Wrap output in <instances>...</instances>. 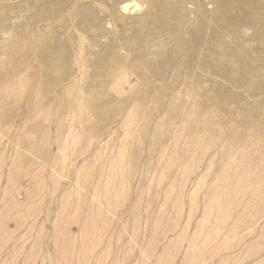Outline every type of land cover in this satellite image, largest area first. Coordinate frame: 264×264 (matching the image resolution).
Returning <instances> with one entry per match:
<instances>
[{
	"label": "rangeland",
	"instance_id": "rangeland-1",
	"mask_svg": "<svg viewBox=\"0 0 264 264\" xmlns=\"http://www.w3.org/2000/svg\"><path fill=\"white\" fill-rule=\"evenodd\" d=\"M161 1L0 0V264H264V0Z\"/></svg>",
	"mask_w": 264,
	"mask_h": 264
},
{
	"label": "bare ground",
	"instance_id": "bare-ground-1",
	"mask_svg": "<svg viewBox=\"0 0 264 264\" xmlns=\"http://www.w3.org/2000/svg\"><path fill=\"white\" fill-rule=\"evenodd\" d=\"M147 1H148V0H147ZM152 1H153V0H152ZM156 1H157V0H156ZM158 1H159V0H158ZM160 1H161V0H160ZM162 1H163V0H162ZM162 1H161V3L159 2V4H160V5L163 4V7H165V9H166V8H167V4L164 6V3H162ZM174 1H175V0H174ZM174 1H172V2H174ZM180 1H182V0H180ZM185 1H186V0H184V2H185ZM154 2H155V0H154ZM163 2H164V1H163ZM169 2H170V1H169ZM235 2H236V1H235ZM239 2H240V1H239ZM247 2H248V0H247ZM124 3H125V2H124ZM149 3H151V2H149ZM167 3H168V2H167ZM179 3H180V2H179ZM179 3H178V4H179ZM203 3H205V2H203ZM233 3H234V2H233ZM245 3H246V2H245ZM250 3H251V2H250ZM252 3H253V2H252ZM0 4H1V2H0ZM172 4H175V3H172ZM185 4H186V3H184V5H185ZM240 4H241V3H240ZM128 5H129V3H128ZM156 5H157V4H156ZM169 5H170V3H169ZM169 5H168V7H169ZM238 5H239V4H238ZM170 6H171V5H170ZM172 6H173V5H172ZM192 6H193V5H192ZM227 6H228V5H227ZM158 7H159V6H158ZM179 7H180V6H179ZM179 7H177V8H176V6H175L174 8L171 7L172 9H175V8H176V9L173 10V11H171L172 9L169 10V8H168V12L170 11V14H172V13H173L174 11H176ZM185 7H186V6H184L183 9H185ZM228 7H229V6H228ZM123 8H125V7H123ZM156 8H157V6H155V10H156ZM195 8H196V6H195ZM222 8H224V7H222ZM249 8H250V7H249ZM183 9H182V10H183ZM188 9H189V8H188ZM205 9H206V7H205ZM236 9H237V8H236ZM255 9H256V8H255ZM158 10H159V8H158ZM166 10H167V9H166ZM190 10H191V9H190ZM193 10H195V9H193ZM193 10H192V13H193ZM112 11H113V10H112ZM179 11H180V10H179ZM232 11H233V10H232ZM241 11H242V10H241ZM152 12H153V11H152ZM154 12H156V11H154ZM163 12H164V13H163ZM168 12L166 11V13H165V10H164V11L162 10V13H163V14H166V15H167ZM188 12H190V11H188ZM197 12H198V11H197ZM224 12H225V10H224ZM237 12H238V11H237ZM113 13H114V12H113ZM148 13H149V11H148ZM160 13H161V10H160L159 14H160ZM162 13H161V14H162ZM178 13L181 14V13H183V12L180 11V12H178ZM185 13H187V12L185 11ZM190 13H191V12H190ZM222 13H223V12H222ZM245 13H247V12H245ZM245 13H244V16H245ZM142 14H143V13H142ZM150 14H151V13H150ZM159 14H158V15H159ZM170 14H168V17H169ZM188 14H189V13H188ZM188 14H186V15H188ZM252 14H253V12L251 13V15H252ZM143 15H145V14H143ZM153 15H154V13H153ZM166 15H165V17H167ZM173 15H174V14H173ZM173 15H172V16H173ZM181 15H182V14H181ZM183 15H185V14H183ZM183 15H182V16H183ZM247 15H248V14H247ZM163 16H164V15H163ZM172 16L170 15V17H172ZM174 16H175V15H174ZM252 16H254V15H252ZM255 16L259 17V15H255ZM260 16H261V15H260ZM151 17H152V16H151ZM151 17H150V18H151ZM156 17H157V16H156ZM175 17H176V16H175ZM187 17H188V16H187ZM193 17H194V16H193ZM223 17H224V15H223ZM125 18H127V17H125ZM130 18H131V17H130ZM159 18H160V16H159ZM172 18H173V17H172ZM172 18H171V19H172ZM241 18H243V17H241ZM255 18H256V17H255ZM154 19H155V18H154ZM162 19H163V17L161 18V20H162ZM165 19H166V18H165ZM169 19H170V18H169ZM169 19H168V22L171 23L172 20H169ZM249 19H250V17H249ZM257 19H258V18H257ZM126 20H127V19H126ZM133 20H134V19H133ZM149 20H150V19H149ZM156 20H157V18H156ZM166 20H167V19H166ZM176 20H178V19H176ZM181 20H182V19H181ZM181 20H180V21H181ZM194 20H195V19H194ZM237 20H238V19H237ZM243 20H244V19H243ZM251 20H252V18H251ZM162 21H163V20H162ZM164 21H165V20H164ZM164 21H163V24H164ZM187 21H189V19H188ZM134 22H135V21H134ZM231 22H232V21H231ZM240 22H242V21H240ZM257 22H258V21H257ZM260 22H261V21H260ZM187 23H188V22H187ZM196 23H197V22H196ZM226 23H227V22H226ZM255 23H256V22H255ZM174 24H175V23H174ZM177 24H178V23H176L175 27L177 26ZM246 24H247V23H246ZM263 24H264V23H263ZM165 25L168 26L167 24H165ZM169 25H170V24H169ZM260 25H261V24H260ZM105 26H106V25H105ZM187 26H188V25H187ZM228 26H229V25H228ZM247 26H248V24H247ZM249 26H250V25H249ZM254 26H255V25H253V27H254ZM188 27H189V26H188ZM194 27H195V25H194ZM105 28H106V27H104V29H105ZM177 28L180 29L179 24H178ZM230 28H231V27H230ZM41 29H42V28H41ZM101 29H102V28H101ZM191 29H192V28H191ZM197 29H198V28H197ZM227 29H228V28H227ZM39 30H40V29H39ZM194 30H195V29H194ZM228 30H229V29H228ZM232 30H233V29H232ZM262 30H263V29H262ZM40 31H41V30H40ZM170 31H171V30H170ZM192 31H193V30H192ZM197 31H198V30H197ZM229 31H231V30H229ZM236 31H237V30H236ZM257 31H258V30L256 29V32H257ZM238 32H239V31H238ZM111 33H112V31H111ZM170 33H171V32H170ZM193 33H194V32H193ZM8 34H9V33H8ZM11 34H13V33H11ZM39 34H40V33H39ZM43 34H44V32H43ZM109 34H110V33H108V35H109ZM168 34H169V33H168ZM177 34H178V33H177ZM177 34H176V35H177ZM13 35H14V34H13ZM13 35H9V37H11V36H13ZM108 35H106V37H107ZM179 35H180V33H179ZM179 35H178V36H179ZM234 35H235V34H234ZM240 35H241V34H240ZM174 36H175V35H174ZM180 36H181V35H180ZM180 36H179V37H180ZM188 36H189V34H188ZM188 36H187V37H188ZM194 36H195V35H194ZM258 36H259V35H258ZM25 37H26V36H25ZM108 37H110V35H109ZM171 37H172V36H171ZM181 37H182V36H181ZM192 37H193V36H192ZM192 37H191V38H192ZM238 37H240V36L238 35ZM238 37H236V38H238ZM7 38H8V36H7ZM14 38H15V37H14ZM16 38H17V37H16ZM123 38H124V41H125V37H123ZM220 38H221V37H220ZM3 39H5V38H3ZM22 39H23V38H22ZM22 39L20 38L19 40H22ZM110 39H111V38H110ZM173 39H174V38H173ZM192 39H193V38H192ZM221 39H222V38H221ZM12 40H14V39L12 38L11 41H12ZM23 40H25V39H23ZM189 40H190V39H189ZM198 40H199V39H198ZM226 40H227V39H226ZM226 40H224V41L227 42ZM238 40H239V39H238ZM8 42H9V41H7V43H8ZM14 42H15V40H14ZM79 42H80V41H79ZM121 42H122V41H121ZM189 42H190V41H189ZM222 42H223V41H222ZM225 42H224V43H225ZM77 43H78V42H77ZM177 43H178V42H177ZM1 45H3V44H1ZM4 45H6V44H4ZM4 45H3V47H4ZM8 45H9V43H8ZM10 45H11V44H10ZM10 45H9V46H10ZM77 45H78V44H77ZM178 45H179V44H178ZM79 46H80V45H79ZM191 47H192V46H191ZM194 47H195V46H194ZM262 47H263V46H262ZM11 48H12V47H11ZM11 48H10V49H11ZM79 48H80V47H79ZM84 48H85V46H84ZM231 48H232V47H231ZM2 49H3V48H2ZM4 49H5V47H4ZM82 49H83V48H82ZM233 49L235 50V48H233ZM189 50H190V49H189ZM260 50H261V49H260ZM134 51H135V50H134ZM193 51H194V50H193ZM197 51H198V50H197ZM189 52H190V51H189ZM195 53H196V52H195ZM195 53H192V54H195ZM228 53H229V52H228ZM262 53H263V52H262ZM136 54H137V53H136ZM199 54H200V52H199ZM217 54H218V53H217ZM231 54H232V53H231ZM18 55H19V54H18ZM127 55H128V54H127ZM223 55H224V53H223ZM71 56H72V55H71ZM74 56H75V55H74ZM78 56L80 57L79 54H78ZM78 56H77V58H75V59H78ZM86 56H87V55H86ZM218 56H219V55H218ZM229 56H230V55H229ZM41 57H43V56H41ZM125 57H126V56H125ZM230 57H231V56H230ZM46 58L48 59L49 57H46ZM81 58H83V57H81ZM126 58H128V57H126ZM129 58H130V57H129ZM191 58H192V57H191ZM218 58H219V57H218ZM252 58H253V57H252ZM258 58H259V57H258ZM33 59H34V58H33ZM44 59H45V57L42 58V60H44ZM47 59H46V61H49V60H47ZM85 59H86V58H85ZM223 59H224V58H223ZM223 59H222V60H223ZM248 59H249V57H248ZM248 59H247V61H248ZM253 59H255V58H253ZM25 60H26V59H25ZM79 60H80V59H78V61H79ZM125 60L127 61L128 59H125ZM125 60H124V61H125ZM194 60H195V59H194ZM197 60H198V59H197ZM241 60H243V59H241ZM241 60H240V61H241ZM245 60H246V59L244 58V61H245ZM255 60H256V59H255ZM44 61H45V60H44ZM44 61H43V62H44ZM46 61H45V62H46ZM73 61H74V60H73ZM87 61H88V60H87ZM87 61H86V62H87ZM37 62H38V61H37ZM41 62H42V61H41ZM41 62H40V63H41ZM53 62H54V61H53ZM71 62H72V59H71ZM71 62H70V63H71ZM74 62H75V61H74ZM76 62H77V60H76ZM76 62H75V63H76ZM88 62H89V61H88ZM88 62H87V63H88ZM189 62H190V61H189ZM220 62H221V61H220ZM245 62H246V61H245ZM255 62H256V61H255ZM51 63H52V62H50V64H51ZM87 63H86L85 65H87ZM121 63H122V62H121ZM123 63H124V62H123ZM126 63H127V62H126ZM126 63H124V64H126ZM222 63H223V62H222ZM45 64H46V63H45ZM72 64H74V63H72ZM78 64H79V62H78ZM81 64H82V63H81ZM81 64H80V65H81ZM83 64H84V63H83ZM83 64H82V65H83ZM42 65H43V64H42ZM48 65H49V64H48ZM80 65H79V67H80ZM82 65H81V66H82ZM125 66H126V65H125ZM254 66H256V65H254ZM48 67H49V66H48ZM77 67H78V66H77ZM83 67H84V66H83ZM91 67H92V66H91ZM100 67H101V66H100ZM258 67H260V66L258 65ZM26 68H27V67H26ZM40 68L43 69V67H41V66H40ZM51 68H52V67H51ZM95 68H98V67H95ZM243 68H244V67H243ZM245 68H246V67H245ZM245 68H244V69H245ZM263 68H264V67H263ZM79 69H80V68H79ZM120 69H122V68H120ZM124 69H125V68H124ZM229 69H230V68H229ZM241 69H242V68H241ZM253 69H254V68H253ZM255 69H257V68H255ZM81 70H82V68H81ZM84 70H86V69H84ZM84 70H83V71H84ZM97 70H98V69H97ZM122 70H123V69H122ZM230 70H231V69H230ZM119 72H120V71H119ZM186 72H187V71H186ZM41 73H42V72H41ZM43 73H45V72H43ZM115 73L119 74L117 71H116ZM120 73H121V72H120ZM221 73H222V72H221ZM189 74H191V73H189ZM225 74H226V73H225ZM225 74H224V75H225ZM263 74H264V73H263ZM21 75H22V74H21ZM41 75H42V74H41ZM81 75H82V73H81ZM81 75H79V77H80ZM210 75H211V74H210ZM222 75H223V74H221V76H222ZM19 76H20V75H19ZM42 76H43V75H42ZM48 76H49V75H48ZM112 76H113V75H112ZM43 77H44V76H43ZM116 77L118 78L119 76H116ZM222 77H223V76H222ZM224 77H225V76H224ZM27 78H28V77H27ZM81 78H82V77H81ZM111 78H112V77H111ZM124 78H125V77H124ZM239 78H240V77H239ZM252 78H253V77H252ZM255 78H256V76H255ZM79 79H80V78H79ZM118 79H119V78H118ZM118 79H117V81H118ZM120 79H121V78H120ZM231 79H232V78H231ZM235 79H236V77H235ZM80 80H81V79H80ZM80 80H79V82H80ZM112 80H113V78H112ZM123 80H124V79H123ZM211 80H212V79H211ZM26 81H27V80H26ZM42 81H43V80H42ZM72 81H73V83H74V80H73V79H72ZM72 81H71V82H72ZM120 81L122 82V80H120ZM228 81H229V80H228ZM232 81H233V80H232ZM236 81H237V80H236ZM251 81H252V80H251ZM71 82H70V83H71ZM75 82H76V81H75ZM125 82H126V84H128V83H127V79H126V81H124V84H125ZM184 82H185V81H184ZM188 82H189V81H188ZM240 82H241V81H240ZM73 83H72V84H73ZM80 83H81V82H80ZM80 83H79V84H80ZM211 83H212V82H211ZM259 83H261V82H259ZM17 84H18V83H17ZM19 84H20V83H19ZM26 84H27V83H26ZM235 84H237V83H235ZM38 85L40 86V84H38ZM55 85H56V84H55ZM128 85H131V84H128ZM128 85H127V86H128ZM239 85H241V83H240ZM246 85H247V84H246ZM24 86H25V85H24ZM34 86H35V85H34ZM69 86H70V85H69ZM69 86H68V87H69ZM80 86H81V85H80ZM88 86H89V85H88ZM91 86H92V85L89 86V89H92ZM232 86H233V85H232ZM244 86H245V85H244ZM244 86H243V87H244ZM6 87H7V86H6ZM16 87H17V86H16ZM40 87H41V86H40ZM72 87H73V86H72ZM75 87H76V86H75ZM75 87H74V88H75ZM90 87H91V88H90ZM220 87H221V86H220ZM220 87H219V88H220ZM239 87H241V86H239ZM20 88H21V87H20ZM36 88H37V87H36ZM202 88H203V87H202ZM258 88H259V87H258ZM16 89H17V88H16ZM76 89H77V88H76ZM79 89H80V88H79ZM207 89H208V88H207ZM5 90H6V89H5ZM18 90H19V88H18ZM228 90H229V89H228ZM253 90H254V89H253ZM78 91H79V90H78ZM208 91H209V90H208ZM254 91H255V90H254ZM254 91H253V92H254ZM258 91H259V90H258ZM80 92H81V91H80ZM80 92H79V93H80ZM91 92H92V91H91ZM179 92H182V91H179ZM205 92H206V90H205ZM39 93H40V92H39ZM227 93H228V92H227ZM245 94H246V93H245ZM256 94H257V93H256ZM46 95H47V94H46ZM77 95H78V94H77ZM81 95H82V94H81ZM81 95H80V97H81ZM92 95H93V94H92ZM249 95H250V94H248V96H249ZM38 96H39V98H40V95H38ZM38 96H37V98H38ZM82 96H83V95H82ZM203 96H204V95H203ZM213 96H214V95H213ZM215 96H216V95H215ZM220 96H221V95H220ZM227 96H228V95H227ZM227 96H226V97H227ZM230 96H231V95H230ZM234 96H235V95H234ZM259 96H261V95H259ZM83 97H84V96H83ZM200 97H201V96H200ZM206 97H208V96H206ZM228 97H229V96H228ZM239 97H241V96H239ZM239 97H238V98H239ZM256 97H257V96H256ZM256 97H255V98H256ZM81 98H82V97H81ZM180 98H181V97H180ZM186 98H188V97H186ZM201 98H202V97H201ZM212 98H213V97H212ZM214 98H215V97H214ZM216 98H217V97H216ZM216 98H215V99H216ZM246 98H247V97H246ZM41 99H42V98H41ZM41 99H40V100H41ZM217 99H218V98H217ZM240 99H241V98H240ZM262 99H263V98H262ZM93 100H95V99H93ZM241 100H242V99H241ZM244 100H245V99H244ZM263 100H264V99H263ZM80 101H81V100H79V103H80ZM213 101H214V99H213ZM259 101H260V100H259ZM259 101H258V102H259ZM94 102H95V101H94ZM217 102H219V101H217ZM226 102H227V101H226ZM230 102H231V101H230ZM230 102H228V103H230ZM240 102H241V101H240ZM240 102H239V103H240ZM243 102H244V101H243ZM246 102H248V101H246ZM246 102H245V103H246ZM260 102H261V101H260ZM85 103H86V100H85L84 104H85ZM177 103H178V102H177ZM186 103H187V102H186ZM208 103H209V102H208ZM261 103H262V102H261ZM39 104H40V103H39ZM94 104H95V103H94ZM217 104H218V103H217ZM217 104H215V103L212 104V107H213L214 105H217ZM259 104H260V103H259ZM78 105H79V104H78ZM81 105H83V102H82ZM102 105H103V104H102ZM178 105H179V104H178ZM230 105H231V104H230ZM235 105H236V104H235ZM243 105H244V104H243ZM257 105H258V103H257ZM262 105H263V104H262ZM83 106H86V105H83ZM187 106H188V105H187ZM225 106H226V105H225ZM40 107H41V106H40ZM79 107H80V106H79ZM79 107H78V108H79ZM81 107H82V106H81ZM219 107H220V106H219ZM253 107H254V106H253ZM255 107H256V106H255ZM257 107H258V106H257ZM261 107H263V106H261ZM221 108H223V107H221ZM221 108H220V109H221ZM235 108H236V107H235ZM241 108H243V106H240V109H241ZM244 108H245V107H244ZM244 108H243V109H244ZM247 108H248V107H247ZM247 108H246V110H247ZM263 108H264V107H263ZM253 109H254V108H253ZM253 109H252V110H253ZM260 109H261V108H260ZM39 110H40V109H39ZM238 110H239V109H238ZM246 110H245V112H246ZM262 110H263V109H262ZM188 111H190V110H188ZM215 111H216V110H215ZM220 111H221V110H220ZM226 111H227V110H225L224 113H225ZM242 111H243V110H242ZM255 111H257V110L255 109ZM255 111H254V113H252L253 111H251V110H250V111L247 110V112H251L253 115L255 114V116H257V118H259L258 115H256L257 113H255ZM198 112H200V111H198ZM203 112H204V111H203ZM209 112H210V111H209ZM213 112H214V111H213ZM239 112H240V111H239ZM245 112H244V113H245ZM247 112H246V114H248L247 117H248L249 115L252 116V114H249V113H247ZM258 112H259V111H258ZM207 113H208V112H207ZM218 113H219V112H218ZM221 113H222V112H221ZM224 113H223L222 116H224ZM227 113H228V112H227ZM227 113H226V114H227ZM231 113H232V112H231ZM244 113H243V115H244ZM34 114H35V113H34ZM191 114H192V113H191ZM194 114H195V113H194ZM194 114H193L192 116H194ZM208 114H209V113H208ZM235 114H236V112H235ZM88 115H89V114H88ZM236 115H237V114H236ZM240 115H242V114H240ZM240 115H239V116H240ZM261 115H262V114H261ZM263 115H264V114H263ZM34 116H35V115H34ZM202 116H203V115H202ZM211 116H212V115H211ZM218 116H220V115H218ZM218 116L214 115V118H216V117H218ZM226 116H227V115H226ZM226 116H225V117H226ZM229 116H233V114H232V115H229ZM244 116H245V115H244ZM86 117H87V116H86ZM204 117H205V116H204ZM236 117H237V116H236ZM247 117H246V119H247ZM194 118H196V117H194ZM205 118H206V117H205ZM214 118H213V119H214ZM242 118L244 119L245 117L242 116ZM249 118H251V117H248V119H249ZM207 119H208V118H207ZM207 119H206V120H207ZM217 119H219V117H218ZM221 119L224 120V117H223V118L221 117ZM227 119H228V118H227ZM229 119H230V118H229ZM234 119H235V117H234ZM234 119H232V121H233ZM237 119H238V118H237ZM239 119H240V118H239ZM243 119H242V120L240 119L241 122H247V121H248V119H247V120H243ZM251 119H253V118H251ZM194 120H195V119H194ZM204 120H205V119H204ZM208 120H209V119H208ZM223 120H221V121L223 122ZM240 120H239V121H240ZM249 120H250V119H249ZM253 120H254V119H253ZM218 121H219V120H218ZM226 121H227V120H226ZM234 121H235V120H234ZM129 122H130V121H129ZM203 122H204V121H203ZM212 122H213V120H212ZM227 122H228V121H227ZM237 122H238V121H237ZM200 123H201V122H200ZM204 123H205V122H204ZM210 123H211V122H210ZM216 123H218V122H216ZM123 124H124V125H128L129 123H128V124L123 123ZM202 124H203V123H202ZM202 124H201V125H202ZM213 124H215V121H214ZM213 124H211V126H212ZM235 124H238V123H235ZM206 125H208V124H206ZM217 125H218V124H217ZM217 125L215 124L214 127H216ZM228 125H229V123H228ZM230 125H231V123H230ZM218 126H219V125H218ZM218 126H217V127H218ZM233 126H234V127L236 126V125H234V122H233ZM128 127H129V126H128ZM196 127H197V126H196ZM223 127H224V125H223ZM210 128H211V127H210ZM202 129H203V128H202ZM202 129H201V130H202ZM225 129H226V128H225ZM233 130H234V129H233ZM203 131H204V130H203ZM206 131H207V129H206ZM225 131H226V130H225ZM207 132H208V131H207ZM227 132H229V131H227ZM227 132H226V133H227ZM208 133H209V132H208ZM200 134H201V133H200ZM232 134H233V133H231V135H232ZM235 134H236V133H235ZM215 135H216V134H215ZM232 136H234V135H232ZM197 137H198V136H197ZM210 137H211V135H210ZM216 137H217V136H216ZM220 137H221V136H220ZM228 137H229V136H228ZM230 137H231V136H230ZM200 138H201V137H200ZM207 138H208V137H207ZM212 138H213V137H212ZM235 138H236V135H235ZM243 138H244V137H243ZM261 138H263V137H261ZM205 139H206V138H204L203 140L205 141ZM210 139H211V138H210ZM249 139H250V138H249ZM263 139H264V138H263ZM192 140H193V139H192ZM226 140H228V139H226ZM230 140H231V139H230ZM246 140H248V139L246 138ZM259 140H260V139H259ZM193 141H194V140H193ZM209 141H210V140H209ZM221 141H222V139H221ZM223 141H224V140H223ZM243 141H244V139H243ZM194 142H195V144H196V141H194ZM237 142H238V141H237ZM248 142H251V141H248ZM208 143H209V142H208ZM213 143H214V142H213ZM256 143H257V141L255 142V144H256ZM195 144H194V145H195ZM225 144H226V143H225ZM253 144H254V143H253ZM253 144H252V145H253ZM203 145H204V144H203ZM209 145H210V144H209ZM247 145H249V144L247 143ZM257 145L260 146L259 143H258ZM263 145H264V141H263ZM200 146H202V145H200ZM234 146H235V145H234ZM241 146H242V145H241ZM241 146H240V147H241ZM261 146H262V144H261ZM261 146H260V147H261ZM202 147H203V146H202ZM202 147H201V148H202ZM225 147H226V148H225ZM225 147H224L225 150L227 149V147L229 148V146H227V144H226ZM240 147H239V146H238V147L236 146V148H239V149H240ZM254 147H255V146H254ZM262 147H263V146H262ZM207 148H209V147H207ZM241 148H243V150H245L243 146H242ZM193 149H194V148H193ZM229 149H230V148H229ZM257 149H258V147H257ZM231 150H232V149H231ZM233 150L235 151L236 149H233ZM240 150H241V149H240ZM202 151H203V150H202ZM228 151H229V150H228ZM237 151H238V150H237ZM248 151H249V150H248ZM206 152H208V151H206ZM206 152H205V153H206ZM238 152H239V151H238ZM238 152H237V153H238ZM226 153H227V152H226ZM235 153H236V152H235ZM240 153H241V152H240ZM200 154H201V153H200ZM227 154H229V155H227V156H230V153H227ZM233 154H234V153H233ZM243 154H245V153H243ZM243 154H241V155H243ZM203 155H204V154H203ZM234 155H235V154H234ZM236 155H237V154H236ZM238 155H239V153H238ZM238 155H237V156H238ZM199 156H200V155H199ZM231 156H232V153H231ZM202 157H203V156H202ZM241 157H242V156H241ZM226 159H227V158H226ZM236 159H237V158H236ZM250 159H251V158H250ZM233 160H234V159H233ZM241 160H242V159H241ZM254 160H255V159H254ZM227 161H228V160H227ZM237 161H238V160H237ZM244 162H245V161H244ZM254 162L256 163V161H254ZM262 162H263V161H262ZM249 163H250V162H249ZM242 164H243V163H242ZM251 164H252V162H251ZM253 164H254V163H253ZM260 164H261V163H260ZM243 165H244V164H243ZM243 165H242V166H243ZM255 166H256V165H255ZM259 167H260V166H259ZM262 168H263V167H262ZM254 169H255V168H254ZM257 169H258V168H256V170H257ZM258 170H259V169H258ZM251 171H252V170H251ZM263 171H264V170H263ZM259 172H260V171H259ZM254 173H255V172H254ZM257 173H258V172H257ZM257 173H256V174H257ZM259 174H260V173H259ZM235 176H236V175H235ZM252 177H253V176H252ZM255 177H256V176H255ZM254 180H256V178H254ZM251 185H252V184H251ZM248 186H249V185H248ZM242 189H243V188H242Z\"/></svg>",
	"mask_w": 264,
	"mask_h": 264
}]
</instances>
